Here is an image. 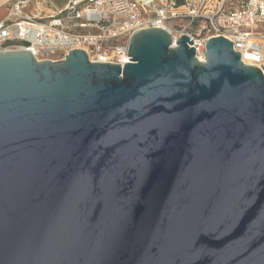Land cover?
I'll return each mask as SVG.
<instances>
[{"label": "water", "instance_id": "95a60500", "mask_svg": "<svg viewBox=\"0 0 264 264\" xmlns=\"http://www.w3.org/2000/svg\"><path fill=\"white\" fill-rule=\"evenodd\" d=\"M191 45L0 52V264H264V73Z\"/></svg>", "mask_w": 264, "mask_h": 264}, {"label": "built area", "instance_id": "2783aa9c", "mask_svg": "<svg viewBox=\"0 0 264 264\" xmlns=\"http://www.w3.org/2000/svg\"><path fill=\"white\" fill-rule=\"evenodd\" d=\"M44 2L47 16L25 13V2L8 7L0 19V52L60 60L81 49L93 62L124 66L131 62L132 35L154 27L169 31L174 42L188 35L201 61L207 41L223 36L244 63L264 73V0H68L54 8L52 0Z\"/></svg>", "mask_w": 264, "mask_h": 264}, {"label": "rangeland", "instance_id": "374dc122", "mask_svg": "<svg viewBox=\"0 0 264 264\" xmlns=\"http://www.w3.org/2000/svg\"><path fill=\"white\" fill-rule=\"evenodd\" d=\"M53 8L54 5L57 7H64V5L68 2V0H52ZM25 2L24 12L25 13H36L40 9H45L44 12H48L47 7L44 0H0V18H3L7 12L8 7L13 4ZM45 5V6H44Z\"/></svg>", "mask_w": 264, "mask_h": 264}, {"label": "crops", "instance_id": "0c3cea01", "mask_svg": "<svg viewBox=\"0 0 264 264\" xmlns=\"http://www.w3.org/2000/svg\"><path fill=\"white\" fill-rule=\"evenodd\" d=\"M45 10V9H44ZM44 10L43 9H40V10H38L36 13H33V14H41V15H45V16H47L48 14H50L51 13V10L47 7V10H48V12H44ZM6 14H7V12H6ZM5 14V15H6ZM5 17V16H4ZM0 19H2V18H0Z\"/></svg>", "mask_w": 264, "mask_h": 264}]
</instances>
